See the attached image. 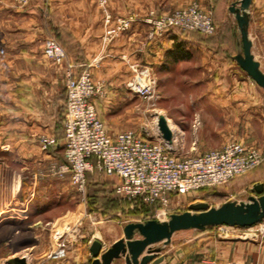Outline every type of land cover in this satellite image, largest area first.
I'll return each instance as SVG.
<instances>
[{
  "label": "crops",
  "instance_id": "0c3cea01",
  "mask_svg": "<svg viewBox=\"0 0 264 264\" xmlns=\"http://www.w3.org/2000/svg\"><path fill=\"white\" fill-rule=\"evenodd\" d=\"M191 1L193 0H110L107 9L113 15L125 16L135 13L137 18L128 30L106 41L104 12L98 3L99 0H50L48 4L41 0H31L29 4H21L18 0H0V101L9 99V105L0 102V105L5 107L0 106V159L9 155L16 162H25L32 167L26 178L22 177L27 179V203L24 207L17 205L16 211L8 216L2 215L6 211L4 208L0 209V224L37 216L33 226L35 236L43 237L41 245L45 264H62V257H51L66 231L63 230L64 225H58L62 218V203L75 197L78 192L70 172L60 175L52 169L66 162L64 118L69 69L76 75L90 70L94 78L103 84V93L96 98V106L100 117L105 119L109 132L111 130L110 133L115 134L127 129L128 123L121 120L120 116L125 114L123 104H126L132 95L130 82L133 72L129 62L149 65L159 77L167 78L171 72L186 71L184 65L194 57L195 47L203 50V58L206 54L210 55V48L204 49L203 45L179 35L173 28L162 36L150 38L148 35L151 25L145 18L151 11H154L153 16H159L170 11L174 5L179 6L180 3ZM199 1L203 6L211 4L209 0ZM228 2L231 0H218L215 8L216 18L223 19L221 15L224 10H228ZM259 2L262 0H253L251 6L250 32L253 52L264 69V61L257 52L259 41L253 36L254 10ZM231 16V27L235 29L237 22L233 14ZM261 29L257 28V31L264 34V23ZM49 37L59 41L66 51L62 64L55 63L44 53V42ZM209 60L210 58L206 61ZM215 63L218 68L220 62ZM237 71L231 69L230 75L226 74L228 77L222 75L220 83L216 82L218 78L214 81L211 77L206 78L209 85L213 83L214 89L200 93L197 100L192 102L195 107H208L215 116L213 118H217L219 126L215 129V139L208 140L201 135L202 137L192 140L193 152L185 151L187 133L193 131L196 125L193 122L190 124V121L184 118L174 119L167 116L171 121L173 133L170 143L177 154H199L208 149L222 148L233 140L264 146V88L247 73L244 76ZM231 85L234 87L229 89ZM243 86H246L247 90H244ZM43 136H53L56 142L44 148L41 141ZM239 176L240 174L227 182ZM101 178L103 181H99ZM91 179L98 184L97 188L105 190L106 195L111 191L108 198L114 194L117 196L115 185L121 180L118 175L100 171L92 173ZM245 179L239 177L233 184H239ZM23 185L21 180L20 191L23 190ZM179 195L170 193L169 208ZM147 208L149 210L146 211H149L150 215L146 217L102 218L96 226L89 225L83 232L88 238L86 242H80V247L73 242L69 244L67 263H82L84 259L85 263L89 264L93 259L91 242L96 238L100 239L105 250L124 235V225L129 221L150 217L165 218L157 214L158 204H149ZM43 214L46 216L39 217ZM76 222L77 220L68 221L70 225H76ZM175 234L170 245L174 242ZM72 236L73 234L68 232L66 237L70 241ZM77 250L85 252L81 255ZM148 264H167V258L160 263L150 261Z\"/></svg>",
  "mask_w": 264,
  "mask_h": 264
},
{
  "label": "rangeland",
  "instance_id": "374dc122",
  "mask_svg": "<svg viewBox=\"0 0 264 264\" xmlns=\"http://www.w3.org/2000/svg\"><path fill=\"white\" fill-rule=\"evenodd\" d=\"M30 1L31 0L22 2L18 0L21 4H29ZM109 1L110 0H99L98 2L104 12V21L106 24L104 37L106 38V41L112 40L125 32H120L113 38L106 37V32L109 27L106 22L107 13L114 16V24L118 22L117 18L119 17L113 15L110 10L107 9ZM193 1L183 4L180 3L179 6L174 5L170 11L163 14L172 13L180 7L191 4ZM232 1L233 0H231V2ZM41 2L48 4L50 0H41ZM231 2H228L229 5ZM213 7L214 6H212V12H214ZM153 13L154 11H151L149 16L156 18L162 15L153 16ZM129 14L137 16L135 13ZM231 14L229 13V10L226 9L221 15L223 19L221 18L220 20V18L218 19L215 16V24L217 27L215 33L203 35L200 33V35L196 37L197 39L193 36L189 37L194 40V42L199 43V45H203L204 49L210 48V55L208 56L206 54L204 56L205 59L201 56V52L203 50L200 51V48L195 47L194 57L191 61L185 63L184 65L185 68H187L186 71L171 72V75H169L170 77L167 78L164 76L162 78L159 77L153 67L150 66L152 68V75L155 77L153 94L150 96H141L132 90L131 99L126 104H123L125 107V114L120 116L121 120H125V122L128 123L127 129L131 128L141 130L145 128L150 133V138L156 139L158 133V115L164 114L166 117L168 116L174 119L184 118L185 120L190 121V124L193 122V124L196 125L193 127V131L187 133L185 151L193 152L191 151V146L193 144L192 140H196V137L203 136L208 140L215 139V129L219 126L217 118H213L215 116L211 114V110L208 107H195L192 102L197 100L200 93L209 89H214L212 85L213 83H211V88V85L207 83L206 78L211 77L213 78V81L216 80L215 78H218L216 82L220 83L222 75L225 76L226 74H229L231 69L238 70L246 76V72L242 70L239 64L231 57L232 54H236L239 50L237 27L235 29L232 28L234 35L229 36V40L226 42V44L229 43V45H223V50L220 52L216 46L218 42V37L216 35L220 30L221 24L231 26ZM263 21L264 0L259 2L258 7L254 10L255 27L253 35L254 38H256V41H259L258 50H256L259 53L260 58L264 61V34H259V31H257V28L262 30ZM177 27L179 26H172L168 28V30ZM151 30L152 26H150L148 35L150 38H153L155 36L151 35ZM235 37L237 42H235ZM205 40L215 43V45L206 43ZM208 58H210L209 62L206 61ZM217 61L220 62V64H218L219 69L216 65H214ZM134 63L135 62H129L130 68L133 72L131 82L135 76L133 68ZM137 63L144 65L140 62ZM232 74L233 73H231V75ZM229 75L226 76L228 77ZM250 82L252 83L254 81L251 79ZM232 87L234 86H229V89H232ZM243 87L244 90H247L246 86ZM0 102L1 104L9 105V99H4ZM0 106L1 108L4 107V105ZM122 109L121 105L120 110ZM103 120L105 121L104 118ZM256 146L264 150V146H261L260 144H256ZM30 169H32L31 165H27L25 162H16V160L9 155H4L3 159H0V209L4 208L6 210L2 213V215L7 214L6 216H8L10 213L16 211L15 209L18 207L17 205H19V207H24L27 203V200H25L27 195L25 193L27 183L25 176ZM239 177H245L246 179L239 184H233V181ZM239 177L229 182L226 181L209 188H202L196 192L180 194L169 208L170 213L182 212L189 208L191 202L196 200H204L210 205L218 206L231 199H247L248 195L251 194L250 187L253 183L256 182V180H264V160L248 172L240 174ZM21 180H23L24 185L23 190L20 191ZM100 180L103 181L102 178L99 179V181ZM97 185V183L95 184L94 181L90 179L85 197L78 191L79 193L76 192L75 197L66 200L65 203H62V218L61 221L58 222V225H64L65 228H63V230H66L68 225H70L68 223L69 220H79L77 223L79 230L76 235L73 234L72 239L67 242V245L72 244L73 242L77 244V247H80L78 244L83 241L86 242V239H88L83 235L84 230L89 225L91 227L96 226L98 221L102 218L129 219L138 216L146 217L150 215L149 211H146L144 205H142L140 209H137V207H131L129 201H126L124 200L125 198L116 196L115 194L109 197L112 199L111 203L113 204V207H110L108 212L102 210V199L108 198V194L111 193V191H109L107 195L105 194V190H102L101 188H97L96 191L94 190V186L97 187ZM89 189L91 191L93 189L94 194L92 192L89 193ZM109 198L108 200L110 201ZM45 216L46 214H43L39 217L42 218ZM36 217L37 216H33L27 220L8 221L0 224V264H10L8 259L13 256H25L30 264H45L42 257L43 253L41 245L43 237H36L34 232L35 228L33 226V222L37 219ZM226 229L227 228L223 225H217L208 227L205 230L187 229L178 231L175 234V239L172 245H170L171 242L167 245L160 244L162 246L161 253L165 255V258H167V264H264V220L249 227H232L229 229L231 236H225L227 233ZM69 249L70 248H68V250ZM77 251L81 255L85 252H82L81 250ZM67 254L62 257V264H68ZM71 264L86 263L83 259L82 263L79 261H71ZM116 264H122V262L116 261Z\"/></svg>",
  "mask_w": 264,
  "mask_h": 264
},
{
  "label": "built area",
  "instance_id": "2783aa9c",
  "mask_svg": "<svg viewBox=\"0 0 264 264\" xmlns=\"http://www.w3.org/2000/svg\"><path fill=\"white\" fill-rule=\"evenodd\" d=\"M209 1L211 4L208 7L195 0L172 13L156 18L146 17L145 21L152 26L151 35L161 36L172 26L204 34L215 33L217 27L212 12L214 0ZM136 18L134 14L119 16L118 22L114 24V16L107 13L106 22L109 27L106 37L113 38L128 30ZM43 49L45 55L55 63H63L66 51L55 38H46ZM133 68L135 76L131 89L141 96L153 94L155 77L152 68L137 62ZM66 89V162L52 169L60 175L70 172L73 184L84 197L87 194V174L97 168L101 172L120 177L121 180L115 185V192L119 196L158 204L157 214L167 218L170 215V193L188 194L224 183L236 175L248 172L264 160L263 149L239 140L229 141L219 149L181 156L162 137L159 128L156 139L150 138L145 128L141 131L129 128L112 134L96 106V98L103 93V84L94 78L90 70L76 75L69 69ZM41 141L43 147L47 148L56 142V138L43 136ZM78 222L76 225H68L51 256L61 258L67 254L69 240L66 236L68 232L77 234ZM222 225L227 228L225 236H231L229 229L235 226Z\"/></svg>",
  "mask_w": 264,
  "mask_h": 264
},
{
  "label": "water",
  "instance_id": "95a60500",
  "mask_svg": "<svg viewBox=\"0 0 264 264\" xmlns=\"http://www.w3.org/2000/svg\"><path fill=\"white\" fill-rule=\"evenodd\" d=\"M252 3L253 0H233L228 10L237 22L239 50L235 59L248 76L264 88V69L253 52L250 32ZM157 125L163 138L172 142L173 133L164 114L158 115ZM250 191L247 199H231L218 206L196 200L190 203L188 209L170 213L165 219L129 221L124 225V235L105 250L100 239L91 242V264H116V261L122 264L160 263L165 258L160 244H169L178 231L205 230L222 224L238 227L255 225L264 220V180L254 182ZM8 262L30 264L25 256H13Z\"/></svg>",
  "mask_w": 264,
  "mask_h": 264
},
{
  "label": "trees",
  "instance_id": "16d2710c",
  "mask_svg": "<svg viewBox=\"0 0 264 264\" xmlns=\"http://www.w3.org/2000/svg\"><path fill=\"white\" fill-rule=\"evenodd\" d=\"M218 0H214L213 1V5H214V13H213V16H214V21H215V8H216V4H217ZM217 17V16H216ZM216 23V21H215ZM179 35H183L185 37H190V36H193V37H198V35H200V33L203 35L204 33L200 32V31H197V30H191V29H186V28H180V27H177V28H174ZM231 35H234V31L232 29V27L230 25H227V24H221L220 26V30L218 32V34L216 35L218 37V42L216 44V46L218 47V50L219 52L223 50V45L226 44L227 40H229V36ZM197 39V38H196ZM206 41V40H205ZM235 42L236 41V37H235ZM206 43H210V44H213L215 45V43H211L209 41H206ZM226 45H229V43H227ZM235 45V44H234ZM231 53V52H230ZM235 53L231 55L232 59L236 61L235 59ZM237 62V61H236ZM100 172L97 168H94L93 170L89 171L88 174H87V178H88V183L90 182V179H91V175L92 173H98ZM88 183H87V186H88ZM211 187V186H209ZM209 187H205V188H209ZM99 189V188H98ZM88 190V189H87ZM94 190L97 191V187L94 188ZM94 190L92 189V191L89 189V193H93L94 194ZM117 194V193H116ZM97 196V194H96ZM117 196H119L117 194ZM121 197V196H119ZM97 198V197H95ZM110 201L108 200V198H105V199H102L103 203H101V207H102V210L108 212L110 209V207H113V204L111 203V198H109ZM126 201H129L130 202V206L131 207H137V209H140V207L142 205H144L145 209L147 210L148 208H146L150 203H146V202H143L142 200L140 199H132V200H129V199H124ZM107 205V206H106ZM105 207H108L107 209H105ZM150 218H154V217H150ZM148 219V218H146ZM145 220V219H144ZM212 227V226H211ZM207 229V228H206ZM92 262V261H91ZM91 262L89 264H91Z\"/></svg>",
  "mask_w": 264,
  "mask_h": 264
},
{
  "label": "bare ground",
  "instance_id": "6f19581e",
  "mask_svg": "<svg viewBox=\"0 0 264 264\" xmlns=\"http://www.w3.org/2000/svg\"><path fill=\"white\" fill-rule=\"evenodd\" d=\"M167 122H168L170 128H172V127H171L172 125H171V121H170V119L167 118Z\"/></svg>",
  "mask_w": 264,
  "mask_h": 264
}]
</instances>
